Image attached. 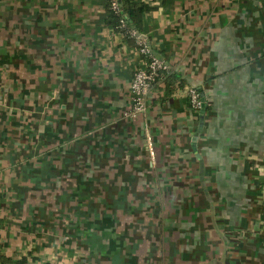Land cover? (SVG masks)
I'll use <instances>...</instances> for the list:
<instances>
[{
    "label": "crops",
    "instance_id": "obj_1",
    "mask_svg": "<svg viewBox=\"0 0 264 264\" xmlns=\"http://www.w3.org/2000/svg\"><path fill=\"white\" fill-rule=\"evenodd\" d=\"M139 1L171 73L132 117L106 0H0L3 264H264V0Z\"/></svg>",
    "mask_w": 264,
    "mask_h": 264
},
{
    "label": "built area",
    "instance_id": "obj_2",
    "mask_svg": "<svg viewBox=\"0 0 264 264\" xmlns=\"http://www.w3.org/2000/svg\"><path fill=\"white\" fill-rule=\"evenodd\" d=\"M107 7L115 14L119 15L116 27L110 26L109 33L113 36H123L134 40L136 44L135 55L136 64L129 84L130 105L126 114L132 117L143 114L147 99L153 88L164 81V78L171 73L169 65L161 58L154 55L147 40L136 30L127 26V20L121 15L120 0H106ZM187 97L189 106L199 111L201 107L200 94L196 88L190 86ZM145 138L149 152L153 155L150 142V135L145 131ZM0 264H3L0 261Z\"/></svg>",
    "mask_w": 264,
    "mask_h": 264
},
{
    "label": "trees",
    "instance_id": "obj_3",
    "mask_svg": "<svg viewBox=\"0 0 264 264\" xmlns=\"http://www.w3.org/2000/svg\"><path fill=\"white\" fill-rule=\"evenodd\" d=\"M120 8L121 15L123 14V17L127 20V26L133 28L138 33H140L139 31L141 29V15L145 11H149L151 7L139 0H120ZM118 18L119 15L113 13L106 6V12L104 17L105 24H109L116 27ZM167 77H169V75L164 78V81L167 79ZM196 91L200 93L198 89H196Z\"/></svg>",
    "mask_w": 264,
    "mask_h": 264
},
{
    "label": "water",
    "instance_id": "obj_4",
    "mask_svg": "<svg viewBox=\"0 0 264 264\" xmlns=\"http://www.w3.org/2000/svg\"><path fill=\"white\" fill-rule=\"evenodd\" d=\"M192 87L196 88L197 89V86L195 84H191ZM200 99H201V107H200V110H199V120H200V124L202 126L203 124V116H204V111H205V102H204V97H203V93L200 92Z\"/></svg>",
    "mask_w": 264,
    "mask_h": 264
},
{
    "label": "rangeland",
    "instance_id": "obj_5",
    "mask_svg": "<svg viewBox=\"0 0 264 264\" xmlns=\"http://www.w3.org/2000/svg\"><path fill=\"white\" fill-rule=\"evenodd\" d=\"M113 252V249H109L108 250V254L112 253Z\"/></svg>",
    "mask_w": 264,
    "mask_h": 264
}]
</instances>
